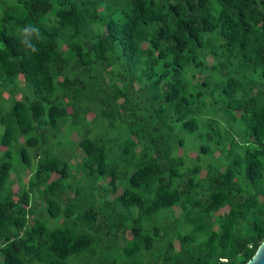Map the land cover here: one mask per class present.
<instances>
[{"label":"trees","instance_id":"trees-1","mask_svg":"<svg viewBox=\"0 0 264 264\" xmlns=\"http://www.w3.org/2000/svg\"><path fill=\"white\" fill-rule=\"evenodd\" d=\"M215 3L217 11L212 8ZM17 4L18 9L5 11L0 23V85L7 89L24 76L33 86L36 99L32 106L16 101L0 118L4 126L1 144L7 148L0 163L3 264H72L83 257L85 264H122L116 257H107L103 249L95 256L89 255L95 251L97 239L81 233L79 226L94 230L99 222L106 223L114 234L131 228L133 239L122 253L129 264H247L252 260L264 243V94H250L251 84L242 70H262L264 75V0H129L128 6L120 9L122 16H111L106 29L93 32L91 27L97 29L99 25L96 2L87 7H80L75 0H17ZM52 13L57 16L56 24L46 28L41 17ZM29 23L40 29V38L32 41L38 49L36 53L25 49L17 31ZM206 33L216 34L220 41L219 68L226 78L216 83V88L221 89V101L230 117L234 108L241 112L245 147L242 151L231 148V160L224 170L209 165L204 178L196 181L188 175L185 188L180 189L173 186L171 179L187 175L180 171L185 161L172 155L176 142L172 138L173 127L165 128L170 118L191 133L199 127L194 115L200 111L197 102L204 93L185 92L182 80L192 63L203 66L199 57L206 46ZM61 37H67L77 56L71 66L74 77H66L62 89L76 100L83 95L98 102L110 116L117 109L129 108L133 120L130 126L145 121V134L141 135L144 166L130 172L132 163L126 157L135 141L126 142L123 159L116 163L110 161L105 144H98L87 132L80 142L86 155L82 169L90 176H107L113 190L121 177L127 178L121 195L123 212H117V205L111 203L102 209L91 204L84 211L79 210L77 203L64 205L66 167L42 164L33 186L49 183L42 197L46 211L51 218L64 216V226L49 228L35 218L33 228L19 236L15 229L26 227L24 211L25 206H30V198L24 192L16 200L10 186L14 156L11 147L18 133L26 136L19 156L30 166L28 148L39 146L47 127H58L62 105L49 97L57 89L54 68L59 74L67 68V60L58 49ZM144 42L148 47L143 46ZM117 63L125 65L133 76L123 89L105 81L104 73ZM137 71L149 83L143 90L133 91ZM122 80L126 81L123 75ZM161 84L163 91H158ZM142 101L146 105H141ZM159 101L162 103L155 106ZM149 106L155 112H150ZM141 110L144 114H140ZM154 117L160 119L158 123ZM214 132L218 145H222L221 131ZM123 162L128 166L124 167ZM200 170V166L194 169ZM52 172L60 173L61 178L50 182ZM198 188L202 190L201 197L195 194ZM178 204L183 213L174 217L171 224L146 228L154 216ZM134 207L136 216L132 214ZM225 208H229L225 226L221 231L215 230L212 217ZM114 216L118 218L113 220ZM180 225L189 227L186 232L175 229Z\"/></svg>","mask_w":264,"mask_h":264},{"label":"rangeland","instance_id":"rangeland-1","mask_svg":"<svg viewBox=\"0 0 264 264\" xmlns=\"http://www.w3.org/2000/svg\"><path fill=\"white\" fill-rule=\"evenodd\" d=\"M81 7H87L92 2H96L98 10V28L91 27L90 32L94 30L101 31L106 29L107 23L110 17L119 18L122 16L120 9L125 8L129 4V0H117L112 2L111 0H75ZM169 4H172L170 1ZM19 6L17 0H0V23L7 10H16ZM213 11H217L216 3L213 5ZM57 16L55 13L48 14L45 17H41V23L46 28H51L56 24ZM1 29V24H0ZM206 42L205 48L200 53V61L203 66H196L192 63L191 66L185 71L182 83H185V92H203V96L198 98L197 104L200 107V111L196 113L198 129L191 133L187 129L183 128L181 123L177 122L174 118L167 119L166 130L168 126L173 127L172 138L176 140L173 144V156L181 157L184 159V164L180 167V171L186 173L183 179L172 178L171 181L174 187L180 189L185 188L188 175H193L195 180H199L206 176L208 166L213 165L221 170L227 167V164L231 160L228 155L231 148H235L239 151L244 150L245 139L241 133L240 127L243 125L239 120L241 112L236 108L233 109V116L230 117L226 113L225 107L221 101V89L216 88V83L226 78L225 73H221L220 61L222 57L219 56L220 41L216 37V34L206 33L204 35ZM148 43L144 42L143 46L148 47ZM59 51L62 53L65 60H67V68L62 74H59L55 70V80L57 84L56 92L53 96L49 97L51 101L60 103L62 105V113L59 119L58 127L55 129L46 128V134L42 137L39 146L29 147V154L31 159V165L25 164L20 156L19 149L21 146L26 145L27 137L21 133H18L17 140L13 142L11 147L14 156L11 159L13 162V169L10 174V186L15 193V199L24 193H29L30 206H25V215L27 217V224L24 228H16L15 231L19 236H24L34 226L35 218H39L49 228L63 227L65 217L60 216L57 218H51L47 211V204L42 199L43 191L47 184H42L40 187H34L33 184L36 180L37 170L42 164H55L59 168L66 167L68 177L64 180L66 186L65 192L62 195V201L64 205L70 203H77L79 210L84 211L89 205L93 204L97 208H106L108 203L117 205L116 211H122L121 195L127 187V178L121 177L117 183V189L113 190L109 183L107 176H94L87 175L83 169L82 164L85 159V153L80 146V142L84 135L88 132L89 137L95 140L98 144H105L108 149V156L110 161L120 162L123 159V150L127 141H135L136 145L132 152L126 157L127 162L130 161L132 166L130 172L134 169L144 166V162L141 159V151L144 147V141L141 135L145 134L147 123L141 121L134 126H130L131 118L129 117L130 109L113 112V116L105 114L101 110V105L96 101H91L85 96L81 95L78 100L73 98V94L67 90L62 89L61 83L64 79H73L74 71L71 69L73 63L77 60V56L71 50L67 37H61L59 39ZM262 70L258 72L242 70V74L246 75L248 82L251 84L250 94L253 96H262L264 94V75ZM122 75L125 76L126 81L122 80ZM106 84L111 86L113 84L120 88H125V84H129L133 78L129 69L121 63L115 64L106 73H104ZM135 79L132 82V90H143L146 83H149L148 78L142 75L141 72L135 73ZM203 82L206 84L203 85ZM158 91H163L162 84L159 85ZM36 96L33 86L28 83L24 76H20L17 81L9 86L7 89H3L0 85V118L7 112L12 105L20 100L26 102L32 106L35 102ZM139 97L136 101H140ZM119 102H123L120 99ZM141 105H146L143 101ZM144 103V104H143ZM159 101L154 105L157 106ZM205 103V105L203 104ZM150 112H155V109L151 106L148 107ZM121 112V115H119ZM140 114H144L141 110ZM155 123L159 122V118L154 117ZM43 128V127H42ZM219 129L223 136V144L218 145L217 135L215 130ZM4 130V126L0 123V163L2 161L3 154L7 149L1 144V136ZM163 132V129H162ZM40 136V135H38ZM41 137V136H40ZM231 141L234 144H231ZM208 148L209 151L204 152L202 149ZM234 149V148H233ZM48 162V163H47ZM122 165L127 167L126 162ZM196 166H200L201 170L195 172ZM50 182L61 178V174L57 172L50 173ZM201 189H196L195 193L197 197H201ZM148 193V192H143ZM150 194V193H149ZM32 209V211L30 210ZM229 208L222 209L219 212L214 213L212 217L213 228L215 230H222L225 226V216ZM123 212V211H122ZM125 213V212H124ZM137 208H132L133 216H136ZM183 211L181 205L178 204L172 209L163 211L160 214L154 216L146 223V228L152 230L154 225L171 224L174 217H180ZM114 216L113 220H116ZM102 219H104L102 217ZM128 225L131 226L132 222L129 221ZM189 226H177L175 229L180 228L182 232H186ZM99 228V229H98ZM98 228L90 230L83 224H80L79 229L81 233H89L96 237L97 245L94 252H90L89 255L95 256L100 251H104L107 257H116L122 264H129L128 260L122 256L123 248L128 246L133 235L131 228L119 229L115 232H109L110 229L106 227V223L99 222ZM178 247V240H175ZM0 244V264H3L4 257L1 253ZM96 259V258H95ZM95 259L93 261H95ZM81 260V261H79ZM72 264H85V257L71 261ZM33 264H42L34 262ZM94 264V262L90 263Z\"/></svg>","mask_w":264,"mask_h":264},{"label":"clouds","instance_id":"clouds-1","mask_svg":"<svg viewBox=\"0 0 264 264\" xmlns=\"http://www.w3.org/2000/svg\"><path fill=\"white\" fill-rule=\"evenodd\" d=\"M23 37L21 43L25 47V49L30 50L32 53H36L38 49L35 44L32 42L33 38H40V29L39 27L29 23L25 24L17 29Z\"/></svg>","mask_w":264,"mask_h":264},{"label":"water","instance_id":"water-1","mask_svg":"<svg viewBox=\"0 0 264 264\" xmlns=\"http://www.w3.org/2000/svg\"><path fill=\"white\" fill-rule=\"evenodd\" d=\"M247 264H264V243L259 248L255 257L252 260H250Z\"/></svg>","mask_w":264,"mask_h":264}]
</instances>
